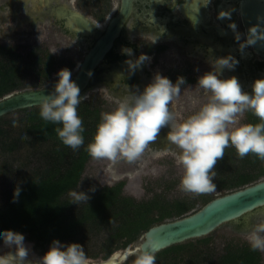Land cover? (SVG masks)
Instances as JSON below:
<instances>
[{"label":"clouds","instance_id":"9594fccd","mask_svg":"<svg viewBox=\"0 0 264 264\" xmlns=\"http://www.w3.org/2000/svg\"><path fill=\"white\" fill-rule=\"evenodd\" d=\"M210 0H207V4ZM206 4V5H207ZM0 11L4 12L3 9ZM222 10L219 16H228ZM235 29V24H230ZM249 29L247 39L240 44L241 49L254 44L257 39L264 40V28ZM240 39V34H236ZM155 40L153 41V43ZM54 50L53 52H55ZM122 51L131 55L132 49L123 47ZM146 53L135 60H126L130 70L150 61ZM238 60L231 54L215 57V65L197 78L198 86L207 97L198 110L187 118L177 121L170 110L173 99L181 92L186 78L179 75L173 82L167 75L156 71L143 90L131 91L128 99L115 108L101 113L92 139L86 150L93 159H107L116 162L126 159L135 162L145 152L150 142L157 139L161 127L167 125V141L174 147L177 163L182 167L179 187L182 191L205 193L216 190L213 177L217 173L214 166L223 158L225 148L232 146L239 158L254 153L264 161V77L255 78L252 91L242 90L235 75L224 76L223 69H232ZM91 76V70L88 71ZM53 88L42 94L39 101L40 117L53 124L61 125L55 131L64 145L76 151L84 145V126L78 114V105L86 99L81 95L79 84L71 78V70L65 66L57 70ZM128 87V85H127ZM251 111L258 122H240L238 116ZM15 121V116H10ZM21 136H26L21 131ZM21 188L13 190V200ZM89 191H95L94 186ZM74 203L88 201L89 192L73 190ZM143 239V237H142ZM253 251H264V222L255 224L245 235ZM0 264H91L85 247L78 241L63 242L53 238L44 253L34 262L31 245L26 243L22 232L11 228L0 229ZM121 261L133 256L131 264H156V254L151 245L137 244L132 251L118 252Z\"/></svg>","mask_w":264,"mask_h":264},{"label":"trees","instance_id":"16d2710c","mask_svg":"<svg viewBox=\"0 0 264 264\" xmlns=\"http://www.w3.org/2000/svg\"><path fill=\"white\" fill-rule=\"evenodd\" d=\"M24 57L16 47L0 43V97L22 87V78L34 71L40 80L47 79L54 70V58L49 53H30ZM37 81L34 86L41 87L44 81ZM26 115L12 121L10 128L0 125V138H6L5 148L9 151L21 148V144L35 145L52 140V149L43 153L47 158L42 166L32 174L22 176L15 187L21 188L19 197L13 200V190H8L0 198V229H14L22 232L35 242V247L42 253L48 248L53 238L61 241H78L83 245V238L93 232H106L104 248L106 258L117 248L127 247L150 226L172 216H182L191 206L175 201L162 202L158 196L145 201H137L121 193L123 182L113 186H102L88 201L74 203L69 193L77 186L86 161L90 157L86 145L92 139L101 115L100 109L92 107L88 101L78 105V114L84 126V145L76 151L64 145L55 128L61 125L43 120L39 115V106L24 108ZM258 117L248 111V122H258ZM20 127L19 137L10 138L14 127ZM26 136H21V131ZM12 136V135H11ZM220 162L216 163L221 174L220 186L232 191L255 182L264 176V161L254 153L243 158L238 157L236 149H226ZM67 157V158H66ZM67 159V160H66ZM67 161L65 165L62 161ZM233 160L240 161V167L225 169ZM224 165V166H223ZM226 178V179H225ZM228 191V192H229ZM213 197H207L204 204ZM80 236V237H79ZM226 248L217 264H261L262 254L253 251L247 242ZM186 243L169 246L156 253L159 264H178V255H189L183 264H203L206 257L201 250ZM212 264V263H211Z\"/></svg>","mask_w":264,"mask_h":264},{"label":"flooded vegetation","instance_id":"af4514ba","mask_svg":"<svg viewBox=\"0 0 264 264\" xmlns=\"http://www.w3.org/2000/svg\"><path fill=\"white\" fill-rule=\"evenodd\" d=\"M26 1H9L15 2L14 15L20 23V14L16 13H19ZM242 2L243 0H210L207 4V0H30V5L37 3L49 14L46 17L37 16L35 20L28 17L27 19L31 23L54 19L66 33L78 37L80 44L86 49L83 58L75 67L76 70L85 54L106 32L110 21L121 13L126 14L119 34L94 69L99 85L91 86L90 90L100 86L106 87L119 98H125L137 88L143 90L151 80V74L159 71L173 82L179 75H183L187 83L184 86L194 85L198 93L202 94L203 91L195 86L197 78L215 65V57L231 54L236 57L238 63L232 69H223V75L227 77L231 71L240 82L242 90L251 92L254 79L264 77V49H256L253 44L242 49L240 47L247 39L241 12ZM82 4L93 9L92 15L77 7ZM63 7H70L88 18L100 35L71 33L64 25L65 19L69 17V9L64 11L67 13L65 15L60 12ZM32 9L37 13L41 12L36 6ZM222 10L230 15L219 16ZM58 15H61V18H58ZM24 19L27 20L23 17ZM233 23L235 29L230 27ZM237 33L240 34L239 40L236 39ZM15 34L20 35L18 28ZM123 47L131 48V55L124 53ZM141 53L151 57L150 61L130 70L126 60H135ZM246 86L249 88L246 89ZM183 92L184 89L171 102L169 107L172 112L180 109L184 102L190 104L186 102L187 96ZM168 131L167 125L161 127L157 139L150 142L149 147L171 148L167 141ZM262 216L264 211L258 209L247 221L231 223L239 230H248L253 225L264 222ZM260 252L261 264H264V251Z\"/></svg>","mask_w":264,"mask_h":264},{"label":"rangeland","instance_id":"374dc122","mask_svg":"<svg viewBox=\"0 0 264 264\" xmlns=\"http://www.w3.org/2000/svg\"><path fill=\"white\" fill-rule=\"evenodd\" d=\"M9 1L13 0H0V6H3L0 9L4 10V12L0 11V43L16 47L17 51L24 55V57L27 55L32 56L33 54L31 55L30 53L33 52L40 54L49 53L52 55L55 68L52 70L50 76L43 80L42 86L50 84L53 80L57 79L56 72L61 67L67 66L71 70V73H73L77 63L83 58L86 49L82 47L78 37L66 33L61 24L54 19H44L36 23H31L28 19L26 21L25 19L23 20V17L26 18L27 7L19 9L20 18L22 19L20 23L14 15L16 10L15 2L9 3ZM77 7L92 15L93 9L89 8L86 4H82V6L77 5ZM17 28L20 32L19 36L15 34ZM54 50L56 51L53 52ZM33 56L35 57V55ZM231 75H233L232 72H228V76ZM152 76L153 73L151 74V78ZM38 80L42 81L32 71L22 78V87H17L15 90L37 87L34 84ZM247 88L249 87L246 86ZM182 89H184L183 93L187 96L186 102L190 104L184 102L180 109H176L173 112L177 121L187 118L188 115L198 110L207 99L203 92L202 94L198 93L194 85L188 84L183 86ZM194 92L197 93L193 94ZM128 97L119 98L108 88L103 87L91 89L89 96L82 101L90 102L92 107L97 106L100 109L101 115L102 112L115 108L119 103L128 99ZM25 111L20 109L0 117V125L10 128L12 121L9 117L14 115L15 120L19 119L26 115ZM247 118L248 111L238 116L240 122H248ZM19 129L20 127L15 126L14 130L10 132L12 136L10 135L8 139L11 140L13 137H19ZM6 142V138H0V198L8 190H13L20 182L22 176L32 174L40 165L45 164L44 162L48 160L43 157V153L54 146L53 141L49 140L36 143L35 145L28 143H25V145L21 144V148L9 151L5 148ZM231 147H226L225 150ZM235 158L239 159V157ZM219 160L221 159H218L217 163L220 162ZM66 163L68 162L62 161L63 165ZM237 166L240 167V161L233 160L232 164L225 169V174H228L231 169ZM214 168L217 173L216 177H213V181L216 184L215 191L205 193L185 192L179 187L182 167L177 163L176 152L170 148L159 149L148 146L141 157L135 162H128L126 159H119L113 162L107 159H93L89 157L77 186L73 190L89 192L90 196L102 186H113L122 181L121 193L123 195L130 196L137 201H145L158 196L163 203H173L175 201L187 203L191 208L183 214L186 215L202 207L205 198L215 197L229 191V189L220 186L222 176L218 173L216 165ZM261 178H264V176ZM93 186L95 191H89ZM71 192L69 193L70 196ZM178 217L180 216L174 215L168 217L166 220ZM262 217L264 218V216ZM248 230H239L231 222H226L206 236L190 239L183 243H186L187 247L194 245L196 247L195 251H203L204 257L207 258L203 264H217L219 256L227 250L226 248L230 245L229 243L234 244L232 246H236L238 243L246 241L245 235ZM144 232L142 231L137 239L129 245L136 246L139 244L142 241ZM106 236V232H93L83 238V246L90 260L99 261L106 259L107 251L103 245ZM25 241L31 245L32 258L36 260L37 257L43 254L40 249L35 247L33 240L25 236ZM64 242L69 241L65 240ZM125 248L119 247L113 253L123 251ZM184 254L178 255L174 261L178 264L186 262V258L189 255L183 259ZM132 260L133 256L121 264H131ZM156 264H159L158 260H156Z\"/></svg>","mask_w":264,"mask_h":264},{"label":"water","instance_id":"95a60500","mask_svg":"<svg viewBox=\"0 0 264 264\" xmlns=\"http://www.w3.org/2000/svg\"><path fill=\"white\" fill-rule=\"evenodd\" d=\"M66 9H69V17L64 16L67 17L64 25L71 33L100 35L92 22L76 10L63 7V11L60 9V12L67 15L64 12ZM241 12L247 36L252 26L258 25V32L264 28V0H243ZM58 18H61V15H58ZM125 20V13L114 17L106 32L85 54L83 61L72 73L71 78L79 84L81 95L87 94L88 96L90 87L99 85L94 69L110 49ZM253 45L256 49H264V40L257 39ZM89 70L92 72L91 76L88 75ZM57 79L41 87L24 88L3 95L0 97V117L16 110L39 106L40 96L50 92ZM258 209L264 211V178L224 194L216 195L202 207L189 214L153 224L144 232L140 243L145 244V247L151 245L156 254L169 246L206 236L226 222L247 221L249 216ZM134 247L129 245L120 252L128 251L130 253ZM117 253H112L103 260H90L91 264H121V258ZM131 256L128 255L127 259ZM32 259L34 262L36 261L34 258Z\"/></svg>","mask_w":264,"mask_h":264},{"label":"bare ground","instance_id":"6f19581e","mask_svg":"<svg viewBox=\"0 0 264 264\" xmlns=\"http://www.w3.org/2000/svg\"><path fill=\"white\" fill-rule=\"evenodd\" d=\"M33 6H36L37 7V10H41V12L37 13L35 10L33 11V9H32ZM24 7H27V11L25 13L26 14V19L28 17V18H31L32 20H35L37 18V16H39V17H46L49 14V13H46L45 10L42 7H40V5L38 6L37 3H34V5H30V0H27L26 1V4L25 5H22V8H24ZM16 14H20V13H16ZM100 25L103 26V24H100ZM98 88H101V86L100 87H97V89ZM170 149L171 150H174L176 152V150L174 149L173 146Z\"/></svg>","mask_w":264,"mask_h":264}]
</instances>
